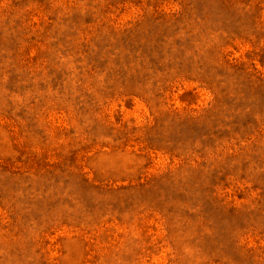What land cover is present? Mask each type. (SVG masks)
Instances as JSON below:
<instances>
[{"label": "rangeland", "instance_id": "374dc122", "mask_svg": "<svg viewBox=\"0 0 264 264\" xmlns=\"http://www.w3.org/2000/svg\"><path fill=\"white\" fill-rule=\"evenodd\" d=\"M0 264H264V0H0Z\"/></svg>", "mask_w": 264, "mask_h": 264}]
</instances>
